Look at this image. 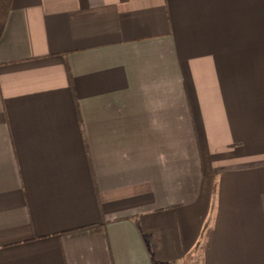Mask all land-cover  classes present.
Listing matches in <instances>:
<instances>
[{
  "label": "crops",
  "instance_id": "1",
  "mask_svg": "<svg viewBox=\"0 0 264 264\" xmlns=\"http://www.w3.org/2000/svg\"><path fill=\"white\" fill-rule=\"evenodd\" d=\"M0 264H264V0H12Z\"/></svg>",
  "mask_w": 264,
  "mask_h": 264
},
{
  "label": "trees",
  "instance_id": "2",
  "mask_svg": "<svg viewBox=\"0 0 264 264\" xmlns=\"http://www.w3.org/2000/svg\"><path fill=\"white\" fill-rule=\"evenodd\" d=\"M12 0H0V37L3 33Z\"/></svg>",
  "mask_w": 264,
  "mask_h": 264
}]
</instances>
